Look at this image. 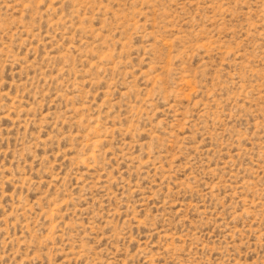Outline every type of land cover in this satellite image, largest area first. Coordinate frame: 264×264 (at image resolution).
<instances>
[{
    "label": "rangeland",
    "instance_id": "rangeland-1",
    "mask_svg": "<svg viewBox=\"0 0 264 264\" xmlns=\"http://www.w3.org/2000/svg\"><path fill=\"white\" fill-rule=\"evenodd\" d=\"M0 264H264V0H0Z\"/></svg>",
    "mask_w": 264,
    "mask_h": 264
}]
</instances>
